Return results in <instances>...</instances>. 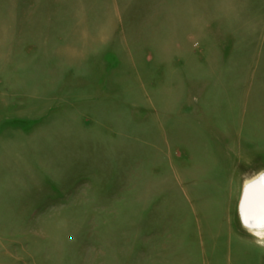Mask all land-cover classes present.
I'll return each mask as SVG.
<instances>
[{
	"label": "rangeland",
	"instance_id": "obj_1",
	"mask_svg": "<svg viewBox=\"0 0 264 264\" xmlns=\"http://www.w3.org/2000/svg\"><path fill=\"white\" fill-rule=\"evenodd\" d=\"M264 0H0V264H264Z\"/></svg>",
	"mask_w": 264,
	"mask_h": 264
},
{
	"label": "bare ground",
	"instance_id": "obj_2",
	"mask_svg": "<svg viewBox=\"0 0 264 264\" xmlns=\"http://www.w3.org/2000/svg\"><path fill=\"white\" fill-rule=\"evenodd\" d=\"M239 213L251 234L264 236V171L244 183Z\"/></svg>",
	"mask_w": 264,
	"mask_h": 264
},
{
	"label": "water",
	"instance_id": "obj_3",
	"mask_svg": "<svg viewBox=\"0 0 264 264\" xmlns=\"http://www.w3.org/2000/svg\"><path fill=\"white\" fill-rule=\"evenodd\" d=\"M240 214V213H239ZM240 217H241V215H240ZM241 221H242V219H241ZM242 224H243V222H242ZM243 226L245 227V225L243 224Z\"/></svg>",
	"mask_w": 264,
	"mask_h": 264
}]
</instances>
